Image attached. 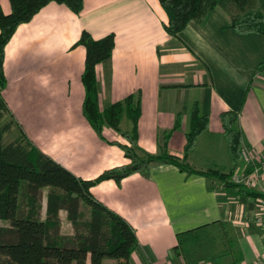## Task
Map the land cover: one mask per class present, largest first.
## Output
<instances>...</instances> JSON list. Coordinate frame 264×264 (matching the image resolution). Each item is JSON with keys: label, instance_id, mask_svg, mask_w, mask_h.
<instances>
[{"label": "crops", "instance_id": "obj_1", "mask_svg": "<svg viewBox=\"0 0 264 264\" xmlns=\"http://www.w3.org/2000/svg\"><path fill=\"white\" fill-rule=\"evenodd\" d=\"M83 1L80 14L66 4H48L19 26L7 45L4 96L13 117L7 115L4 122L12 118L15 125L6 138L17 130L15 138L28 137L88 180L131 162L121 147L110 143L129 142L110 126L104 128L107 140L102 139L85 113L87 51L78 42L88 31L95 39L115 35L111 62L97 65L100 108L134 95L141 108L142 156L167 150L196 170L223 174L251 172L264 159V34L230 28L231 17L221 6L207 22L192 20L175 37L165 28L168 15L159 0ZM259 4L264 14V0ZM0 5L11 13L10 0H0ZM196 105L209 116V129L186 157ZM229 110L239 113L243 148L253 164L233 162L221 117ZM120 126L132 130L128 114ZM92 192L135 229L138 245L130 264H256L264 256V226L256 220L259 209L251 194L261 189L238 185L232 176L227 181L157 160L148 174L135 173L121 184L105 180ZM65 215L70 222L61 210V234L74 235L73 228L63 230ZM201 227L184 237L188 254L175 250L181 233Z\"/></svg>", "mask_w": 264, "mask_h": 264}, {"label": "trees", "instance_id": "obj_2", "mask_svg": "<svg viewBox=\"0 0 264 264\" xmlns=\"http://www.w3.org/2000/svg\"><path fill=\"white\" fill-rule=\"evenodd\" d=\"M12 11L6 14L0 5V220L10 225L0 226V264H130L138 245L135 229L119 213L110 209L92 192V188L113 179L118 184L138 172L149 173L157 160L177 165L181 170L229 180L234 173L199 171L186 159L169 153L142 156L139 153L138 123L141 108L130 95L125 101L100 108L97 65L108 64L116 46L114 34L95 39L84 31L78 44L86 48V67L83 82L86 88L85 113L98 135L107 140L105 126L119 132L129 143L110 141L123 149L129 164L105 170L95 179H83L42 152L26 136L16 137L6 143L5 135L11 132L15 120L4 96L8 80L5 74L6 47L19 26L28 23L48 4H66L80 14L83 0H10ZM168 20L167 32L175 37L189 22L208 21L215 8L223 7L231 17L230 28L241 34H264V14L259 0H159ZM264 72V63L260 66ZM124 114L131 118V131L122 130ZM222 123L230 153L235 164L244 163L243 134L238 128L239 113L225 111ZM179 125L177 124L176 127ZM209 129V116L201 113L196 105L192 114L191 130L187 134L186 157L197 145L199 137ZM47 218L42 219L45 189ZM255 197L263 193L251 192ZM61 210H66L73 225L74 235H62ZM86 210H89L87 215ZM225 225V223H222ZM203 227L179 235L175 250L183 248L189 253L185 236L195 235ZM194 243V244H193ZM191 243L195 247L198 239ZM180 253V252H179Z\"/></svg>", "mask_w": 264, "mask_h": 264}, {"label": "built area", "instance_id": "obj_3", "mask_svg": "<svg viewBox=\"0 0 264 264\" xmlns=\"http://www.w3.org/2000/svg\"><path fill=\"white\" fill-rule=\"evenodd\" d=\"M244 161L247 164H253L254 160L246 149L243 150ZM232 181L246 188L254 189L260 187L261 193L264 194V159L260 160L257 165L253 166L251 172H237L232 175ZM256 206L259 211L256 214L258 224L264 226V196L256 197ZM256 264H264V256Z\"/></svg>", "mask_w": 264, "mask_h": 264}, {"label": "rangeland", "instance_id": "obj_4", "mask_svg": "<svg viewBox=\"0 0 264 264\" xmlns=\"http://www.w3.org/2000/svg\"><path fill=\"white\" fill-rule=\"evenodd\" d=\"M15 134L17 135V130H16V132L14 133H12V134H9V136L6 138V143H8V142H10L11 140H13L14 138H15ZM86 213H87V215H89V210H86ZM64 228H63V230L65 231V232H69L72 228H73V226H71V225H69L70 224V222L67 220V218H66V215L64 216ZM7 225H10V222L9 221H4V220H0V226H7ZM73 231H74V228H73Z\"/></svg>", "mask_w": 264, "mask_h": 264}]
</instances>
